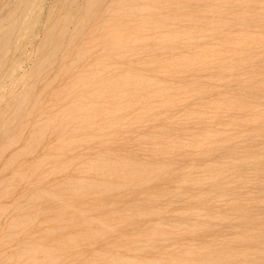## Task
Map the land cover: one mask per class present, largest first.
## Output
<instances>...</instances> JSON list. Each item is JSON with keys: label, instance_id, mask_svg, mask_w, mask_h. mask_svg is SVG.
Segmentation results:
<instances>
[{"label": "rangeland", "instance_id": "rangeland-1", "mask_svg": "<svg viewBox=\"0 0 264 264\" xmlns=\"http://www.w3.org/2000/svg\"><path fill=\"white\" fill-rule=\"evenodd\" d=\"M0 264H264V0H0Z\"/></svg>", "mask_w": 264, "mask_h": 264}, {"label": "bare ground", "instance_id": "bare-ground-1", "mask_svg": "<svg viewBox=\"0 0 264 264\" xmlns=\"http://www.w3.org/2000/svg\"><path fill=\"white\" fill-rule=\"evenodd\" d=\"M262 231V230H261Z\"/></svg>", "mask_w": 264, "mask_h": 264}]
</instances>
